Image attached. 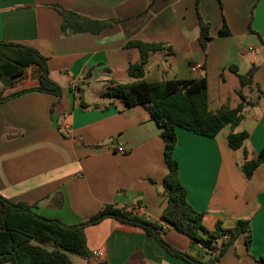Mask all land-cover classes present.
<instances>
[{"label": "crops", "instance_id": "crops-1", "mask_svg": "<svg viewBox=\"0 0 264 264\" xmlns=\"http://www.w3.org/2000/svg\"><path fill=\"white\" fill-rule=\"evenodd\" d=\"M51 4L117 22L98 33L64 34ZM198 17L210 27L205 50L198 42ZM223 23L229 35L219 36ZM135 39L171 48V54L165 49L149 54L148 82L205 76L211 110L222 104L234 108L240 89L249 105L235 131L248 132L243 144L248 159L264 146V0H0V41L36 48L61 88L60 97L32 90L0 102L2 197L34 205L38 215L65 224L84 221L106 204L162 223L167 166L161 128L146 106L126 107L122 98L104 95L112 83L131 81L126 69L139 53L124 44ZM196 62L202 68L191 71ZM230 66L239 74L253 70L252 82L240 87ZM39 73L30 66L22 79L0 84V91L34 88ZM229 131L225 126L207 137L177 128L178 178L206 230L217 221L224 229L250 221L248 249L239 236L214 264H264V162L245 178L242 149L229 148ZM163 229L173 248L201 261L210 256L187 235L166 224ZM84 234L89 251L101 250L103 264H192L166 252L141 228L111 218L86 227Z\"/></svg>", "mask_w": 264, "mask_h": 264}, {"label": "trees", "instance_id": "trees-1", "mask_svg": "<svg viewBox=\"0 0 264 264\" xmlns=\"http://www.w3.org/2000/svg\"><path fill=\"white\" fill-rule=\"evenodd\" d=\"M50 7L61 16L60 30L64 34L98 33L117 22L116 19H93L64 9L58 4H51ZM198 22V42L200 48L205 50L210 40V27L199 17ZM217 33L219 36L229 35L224 23ZM124 47L136 48L139 53L138 60L129 63L126 69L131 81L112 83V86L105 90L104 95L110 98H122L126 107L146 106L151 118L161 128L163 157L167 166V172L162 179L166 195L160 216L162 223L143 219L128 207L106 204L84 221L65 224L58 219L38 215L32 210L34 205L12 202L0 195V264H72L70 254L89 260L91 251L86 246L84 230L106 218L141 228L166 252L192 264H214L239 236H243L245 247L248 249L251 242L248 219L236 221L229 229L222 228L220 221L215 223L212 231L204 228L203 214L195 211L186 199V187L179 181L178 163L173 157L177 128L214 137L223 127L229 126L227 144L232 150L242 149V172L245 178H250L254 170L264 162V146L253 158L248 159V152L243 148L248 132L235 131L242 119V109L249 105L248 101L245 100L241 90L237 89L236 93L241 102L234 108L222 104L211 110L208 108L205 76L189 80L163 79L157 82H148L144 78L149 54L164 49L171 54V48L163 43L144 42L138 39L127 41ZM30 66H36L40 70L38 86L6 95L0 91V102L32 90L60 97V86L49 78L46 57L30 45L0 41V81L11 85L25 77L26 70ZM229 68L237 76L240 87L252 82L253 70L239 74L235 66ZM57 105L58 101L50 106V113ZM163 224L201 244L210 251V256L201 261L173 248L162 236ZM260 260L264 262V255Z\"/></svg>", "mask_w": 264, "mask_h": 264}, {"label": "built area", "instance_id": "built-area-1", "mask_svg": "<svg viewBox=\"0 0 264 264\" xmlns=\"http://www.w3.org/2000/svg\"><path fill=\"white\" fill-rule=\"evenodd\" d=\"M249 51L251 53H254V49L252 48H249ZM202 68V64L201 63H194L190 66V69L191 71H196L198 69H201ZM65 130H67V128H65ZM117 151L118 152H123L124 149H123V146L119 145L117 147ZM101 258H102V252L100 249H95V250H92L91 253H90V259L95 263V264H102V261H101Z\"/></svg>", "mask_w": 264, "mask_h": 264}, {"label": "rangeland", "instance_id": "rangeland-1", "mask_svg": "<svg viewBox=\"0 0 264 264\" xmlns=\"http://www.w3.org/2000/svg\"><path fill=\"white\" fill-rule=\"evenodd\" d=\"M0 84L4 85L3 81H0ZM69 256L71 258L72 264H84V262H82V258L80 256H78L76 254H70Z\"/></svg>", "mask_w": 264, "mask_h": 264}]
</instances>
